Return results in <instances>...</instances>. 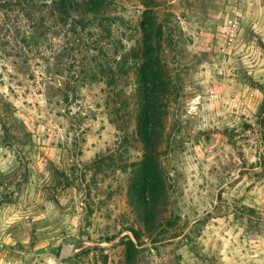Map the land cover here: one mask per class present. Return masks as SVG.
<instances>
[{
    "label": "rangeland",
    "instance_id": "rangeland-1",
    "mask_svg": "<svg viewBox=\"0 0 264 264\" xmlns=\"http://www.w3.org/2000/svg\"><path fill=\"white\" fill-rule=\"evenodd\" d=\"M87 1L50 5L47 63L0 68V264H127L123 235L133 264H264V0L149 5L168 83L149 228L130 197L144 2Z\"/></svg>",
    "mask_w": 264,
    "mask_h": 264
},
{
    "label": "trees",
    "instance_id": "trees-1",
    "mask_svg": "<svg viewBox=\"0 0 264 264\" xmlns=\"http://www.w3.org/2000/svg\"><path fill=\"white\" fill-rule=\"evenodd\" d=\"M70 0H0V68L6 65L15 66L11 57L18 58L24 64L39 59L47 63L46 54L49 50L47 38L46 15L49 7L56 6L57 11L64 16ZM143 11L140 22L142 33L141 62L138 65L139 103L137 112V136L144 148V157L140 163L138 174L130 186V197L137 209L146 216L144 227L151 223L147 215L158 206V198L164 194L163 179L156 160L162 134L164 104L168 83L166 73L162 68L158 55L161 41V27L149 5L153 0H142ZM85 13L97 12V4L88 0ZM61 22V20H60ZM73 21L68 31L76 30L79 25ZM81 29V28H80ZM73 34H75L73 32ZM38 61V60H35ZM26 66V65H25ZM10 79V78H9ZM136 242H140V233L130 229ZM127 244V264H133L136 253L133 242L123 237Z\"/></svg>",
    "mask_w": 264,
    "mask_h": 264
}]
</instances>
